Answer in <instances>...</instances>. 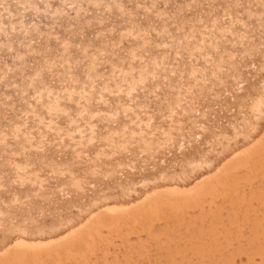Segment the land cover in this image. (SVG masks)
Here are the masks:
<instances>
[{
	"label": "snow or ice",
	"instance_id": "6c2138e0",
	"mask_svg": "<svg viewBox=\"0 0 264 264\" xmlns=\"http://www.w3.org/2000/svg\"><path fill=\"white\" fill-rule=\"evenodd\" d=\"M21 7L33 22L15 36V28L0 30V193L26 183L23 173L57 179L61 166L90 163L99 141L144 119L167 120L241 56L256 46L264 54V0H24ZM87 28L90 40L77 41Z\"/></svg>",
	"mask_w": 264,
	"mask_h": 264
},
{
	"label": "bare ground",
	"instance_id": "6f19581e",
	"mask_svg": "<svg viewBox=\"0 0 264 264\" xmlns=\"http://www.w3.org/2000/svg\"><path fill=\"white\" fill-rule=\"evenodd\" d=\"M85 6L87 7V5H85ZM1 8H3V7H1ZM3 11H5V10H3ZM13 11H15V10H13ZM21 13L24 14L23 12H21ZM29 15H31V14H29ZM29 15L25 16V21H27V24L28 23L30 24V23H32L31 21H33L32 19H29L30 18ZM105 15H109V13H105ZM13 16H14V14H13ZM3 18L0 17V24H2V25H0V27L2 26L0 30H2V28H4V25H3L4 22L2 21ZM20 19H21V17H20ZM86 19H90V18L86 17ZM12 21H14V20H12ZM16 23H17V20H16ZM5 25H7V24H5ZM6 28H8V27H6ZM3 30H5V29H3ZM73 31H75V29H73ZM91 32H92L91 28L83 29L81 32V36L75 37V39L77 41H79V40L89 41L90 40L89 33H91ZM85 46H87V44H85ZM250 54H255V58H260V59H262V57L264 56L261 53L259 48L258 49L255 48ZM251 57H252V55H251ZM253 58H254V56H253ZM246 59H248V58H246ZM241 60H243L242 57H241ZM248 60H246V61L248 62ZM253 60H255V59H253ZM253 60H252V63H253ZM256 62H258L257 59H256ZM250 63H251V59H250ZM251 64L249 66H251ZM262 64L264 65V63H262ZM247 65H248V63H247ZM247 65H245V66L248 67ZM255 65H256V67H254V68L256 70L254 73H251V77H249L248 74H247L248 75L247 76L246 72L243 71V72H245V77L242 76L243 80H245L247 77L246 81H248L250 83V85L242 88V90H240V91L233 92V93H235V98H233V99L230 98L231 100H229L228 102H220V103H218L217 101H216L217 103L213 102V104L209 110L210 112L207 111L206 114H208V112L211 114V112H212V114H211L213 117L212 119H214V118L218 119L219 116H220L219 118H221V116H226L228 113L226 114L225 112L228 111L231 107H233L234 104L238 105V107H239L240 103L247 105V108L249 110V114H250V112L251 113L255 112V110L257 112L258 111L257 108H259V107L261 108V104H263V100H264V66H260L257 64H255ZM252 66H254V63L252 64ZM252 66H251V68H252ZM236 72L238 73V71H236ZM253 74H257L255 79H254V77H252ZM226 80H227V78H226ZM237 80L239 81V79H237ZM229 81H230V79H229ZM230 82L233 83L234 81L233 82L230 81ZM210 84H212V83H210ZM224 84H223V86H224ZM227 84H228V82H227ZM213 85L214 84H212V86ZM215 85H216V83H215ZM234 86H236V85H234ZM230 87H232V86H230ZM201 88H202V85H201ZM202 89H201V91H202ZM225 92L226 91H224L222 94H224ZM204 95H205V93H204ZM225 99H228V98H225ZM225 99H224V101H225ZM208 100H210V99H208ZM193 102L194 101L191 102L192 105H193ZM205 104H207V103H205ZM202 105H203V103H202ZM209 105H211V104H208V106ZM260 108H259V111H264V108H263V110H260ZM192 112H193V109H192ZM223 113H225V115ZM236 113H240V112L238 111ZM258 113H260V112H258ZM179 115L177 114V116H179ZM183 115H185V114H183ZM195 115H197V114H195ZM253 115L254 114H252V116ZM188 116H187V118H188ZM193 116H194V114H193ZM202 116H204V115H202ZM240 116H242V115H240ZM198 117H200V116H198ZM206 117H204V118H206ZM194 118H195V116H194ZM239 118H240V120H238ZM239 118L237 120L241 121L242 120L241 117H239ZM185 119H186V117H185ZM224 119L222 118V122L225 121ZM235 119H236V117H235ZM161 120H162V118H161ZM167 120L164 122H167ZM173 120H175V119H173ZM176 120H177V118H176ZM227 120L225 121V123H227ZM244 120H247V119L246 118L244 119V117H243V120L241 122H243ZM158 121H159L158 124L163 123V120L160 122V119H159ZM158 121H155V122L157 123ZM170 121H172V119ZM180 121H182V119ZM211 121H213V120H211ZM148 122H149V120H148ZM174 122H176V121H174ZM182 122H184V121H182ZM185 122H187V121H185ZM204 122L205 121H203V123ZM206 122H207V119H206ZM206 122H205V125H206ZM216 122H217V120H216ZM219 122L221 124V121H219ZM229 122H231V121H228V123ZM208 123H209V121H208ZM239 123H238V127H239ZM247 123L248 122H245V124H247ZM168 124H169V122H168ZM181 124H179V127L181 126ZM233 124H234V122H233ZM245 124H244V127H242L241 129H243V130L245 129L244 131L246 132L247 128H245V127L247 125H245ZM191 125H192V123H191ZM198 125L199 124H197V126ZM218 125H219V123H218ZM240 125L242 126L243 124L240 123ZM249 125H251L252 128L250 127L251 129H249L246 132V134L244 132H242V133H244L242 137H239L241 135L238 134L240 128L234 126L235 129L238 128V130H236V131H238L236 133V134H238V136L235 134L238 137L237 138L238 140H236L235 136H234L235 139L231 140V138H233L231 136H233L234 132H236V131H233L234 130L233 125L230 128L231 132L233 131V133L231 134V132L228 131L227 136L223 135V134H225V133H223L224 131L222 132L223 134H221L220 132L215 130L216 132H218L217 134L220 133L221 135L225 136L224 138H226V137H228V135H230L228 137L231 140V142L229 141L230 143H232L235 140L236 141L233 142L234 144L231 146H225V149L223 150V152L220 155H218L216 153L218 157L214 156L215 154L213 153L214 155L213 154L212 155H213V157H216V159L214 158L216 161L215 160L209 161L210 158L209 159L206 158V159H208V163H205L207 165V167L202 169V171H201V168L199 170L198 169L199 167L196 166V164L198 162L195 163L194 162L195 160H193V161L191 160V159H194L195 156H197V154H195V153H194L195 154L194 156H189L190 152H187L188 154L187 153L185 154L186 158H181V159L175 158L176 156L174 158L171 157V159H169V160L166 159V158H169V156L158 157L159 159L157 158V160H155V162H151V163L148 162L147 163V162H145V160H147V159H144V157L139 158V157L135 156L136 155L135 154L136 148H135L134 149L135 151L132 150V151H134L135 155H130V157L132 156V159H135V160H133V162L135 161L134 165L137 167V169H135L136 167L133 168V169H135L134 173H131L128 171V173L120 174L121 176L123 175L121 177L124 179L123 181L121 180L120 175L118 173H116L114 176L115 177L117 176L116 180L120 179L122 181V183L126 180L125 187H131V189L133 188V186H137L136 182H135L137 178H139L140 180L145 179V180H143L144 183H142L144 185L143 187H141L139 189V187L137 186L138 188L136 187L129 192L120 183L121 187L126 189V192H129V193H127V194L122 193L121 195H118V196H116L117 194L116 195L114 194L116 197H101L100 198V197H97L99 195V193H97L98 195L95 196V193L93 192V194L88 195V197H90V198L87 197V199H89V201L91 202L90 205L85 206V204L82 203V204H84L85 207L83 206L84 208L81 211H79L78 214H77V212L75 213L77 216H73L72 218H67L64 221H62L61 223L55 222V223L48 224L45 227H40L39 228V230L41 231L40 233L36 232L35 234H33L34 232L33 233L31 232V234H33V235L32 236L29 235V237L22 236L19 234L18 231L13 230L9 234L10 237L7 238V236H6V237L0 238V264H234V260L236 258L237 259L240 258L241 256H243L245 258V264H255V262L253 263L254 258H258L260 262H264V112L262 114H260L259 117L258 116L253 117V120ZM166 126H167V123L163 124V127H166ZM187 126H186V128H187ZM219 126H221V125H219ZM158 127H160V126L158 125ZM168 127H169V125H168ZM184 128H185V125H184ZM202 128H203V126H202ZM209 128H208V131H209ZM227 128H226V130H229ZM248 128H249V126H248ZM143 129L146 130L145 128H143ZM154 129H155V127H154ZM174 129H175V127H174ZM195 129H196V127H195ZM241 129H240V133H241V131H243ZM144 130H142V131L144 132ZM167 130H169V129L167 128ZM180 130L182 132V129H180ZM155 131H156V129H155ZM215 131H214L213 135H215ZM210 132H208V133H210ZM151 133H150V135H151ZM137 134H138V132H137ZM179 135H180V133H179ZM206 135H208L207 132H206ZM210 135H212V134H210ZM219 136L220 135H218L217 138H219ZM143 137L145 138V136H143ZM213 137H215V136H212L211 138H213ZM141 138H142V135H141ZM220 138H219V141L217 140L218 142L223 141V140L220 141ZM114 140H117V139H114ZM184 140H185V138H184ZM214 140H215V138H214ZM122 141H125V140H122ZM161 141L164 142L163 139H161ZM193 141H195V140H193ZM165 142H166V140H165ZM179 142H180V140H179ZM202 142H204V141H202ZM207 142L205 140L206 144H207ZM223 142L226 144L225 141H223ZM229 142H228V145H229ZM154 143H153V145H154ZM215 143L217 145V142H215ZM148 144H150V142ZM197 144H199V143H197ZM209 144H207V145H209ZM120 145H123V142H122V144L120 143ZM167 145H168V143H167ZM218 145H219V143H218ZM155 146L157 147V145H155ZM156 147H155V149H156ZM202 147L200 146L199 148L201 149ZM208 147L210 149V146H208ZM222 148H224V147H221V149ZM155 149H153V150L155 151ZM178 149H180V148H178ZM190 149L191 148H189V150ZM221 149H217V151L212 149V152H214V151L219 152V150L221 151ZM161 150H162V148H161ZM186 150H188V149L186 148ZM193 150L195 151V149H193ZM198 150L199 149H196V152ZM93 152H96V151H93ZM117 152H119V150ZM182 152H184V151H182ZM123 153H122V155H123ZM139 153L140 152L138 151V154ZM125 154H127V153H125ZM128 154H127V156H128ZM192 155H193V153H192ZM156 156H157V154H156ZM99 157H102V156L99 155ZM111 157H112V155H111ZM120 157L122 160H124L121 155H120ZM213 157H211V158H213ZM124 158H127V157H124ZM150 158H152V157H150ZM118 159H120V158H118ZM126 161H127V159H126ZM142 161H144V162H142ZM205 162H206V160H205ZM106 163H103V161H102V163H99L100 166L97 164L98 170H96V172H92L93 174L91 173L89 176L86 174L88 172L83 169L85 172L82 171V173H83V175L87 176L86 179L87 178L89 179V180L88 179L87 180H88V182H90L89 186H90V188L93 189L92 191H94V189L97 187H99V188L96 190H99L102 187L104 189H107V190L110 189L111 190V187H113V184H112L113 181L111 183L112 184L111 187L108 186L110 184L107 185L110 188L104 187L105 183L102 181V179L104 178L103 174L106 173L105 169H107L106 167H104L105 166L104 164H106ZM118 164H120V163H118ZM144 164H145V166H144ZM85 165L86 164H84V166ZM132 165H133V163H132ZM134 165H133V167H134ZM129 166L130 165H128V167ZM162 166H165V168H168L167 170L169 171V174L171 171V170H169L170 167H172V169H176V167H177L178 168L177 170L179 171L178 175H181V177L183 176V178H180V176H179L178 179H176V177H175L176 175H174V173L173 174L171 173V175L175 177V178H173V180L171 182L168 181L167 183H164L163 181H161L159 183V181L163 180V179L164 180L172 179V178L168 177L167 175H166V177L165 176L151 177V173H155L153 171H159L160 172L161 169H164V167L162 168ZM173 166L175 168H173ZM139 167L142 168L140 170H142V171L145 170L146 173L149 172L148 174H150V176L143 175L142 176L143 178H142L140 175L141 173L137 172V171H140ZM196 168L199 171H195ZM64 170H66V169H64ZM81 170H82V168H81ZM116 171H117V168H116ZM164 171H166V170L164 169ZM100 172H102L101 173L102 175L100 174ZM161 172L163 175V170ZM63 173H64V171H63ZM164 173H168V172H164ZM144 174H145V172H144ZM157 174H158V172H157ZM159 174H161V173H159ZM137 175H140L141 178ZM171 175H169V176H171ZM184 175L185 176L188 175V176L184 177ZM63 177H65V176H63ZM108 178H109V176H108ZM31 179H32V177H31ZM120 180H119V182H120ZM82 181H84V180H82ZM109 181H111V180H109ZM115 182H117V184L119 183L118 180ZM72 183H73V180H72ZM65 184H67V183H65ZM142 184H140V185H142ZM72 186H74V183L72 184ZM114 186H116V184ZM121 187H119V188H121ZM75 188H77V187H75ZM102 190H100V193ZM112 190H113V188H112ZM114 190L117 191V193H119L121 191L120 189L116 190L115 187H114ZM128 190H129V188H128ZM73 192H74V190H73ZM106 192H108V191H106ZM110 193H113V192H110ZM71 194L72 193H70V195ZM18 195H19V193H18ZM109 195H111V194H109ZM81 197H82V195H81ZM116 198H122L123 200H118ZM44 200H45V198H44ZM21 202H23V201H21ZM76 202H78V201H76ZM85 202H86V200H85ZM54 204H56V203L55 202H52V203L49 202L48 204H46L45 208L40 209V213H43L46 211L52 212L55 209ZM78 204L79 203H77V206L82 205V204H79V205ZM80 208H82V207H80ZM67 209H69V208H67ZM58 211H59V209H58ZM20 213H22V212H20ZM64 213H67V212H64ZM69 214H70V212H69ZM63 217H64V214H63ZM58 220H59V218H58ZM38 224H40V223H38ZM29 227H30V225H29ZM35 227L36 226H34V228ZM35 231H37V230H35ZM240 263H241V261H240Z\"/></svg>",
	"mask_w": 264,
	"mask_h": 264
},
{
	"label": "rangeland",
	"instance_id": "374dc122",
	"mask_svg": "<svg viewBox=\"0 0 264 264\" xmlns=\"http://www.w3.org/2000/svg\"><path fill=\"white\" fill-rule=\"evenodd\" d=\"M9 2V3H8ZM17 2V3H16ZM24 3V0H0V17L1 18H3L2 19V21L4 22V28H2V30L3 29H5V31H7V30H10L11 28H15V29H17V32H19L22 28H27V25L29 24H27V21H25V16H27V15H29V14H31V15H29L30 17H32V18H35L34 17V13H33V11L31 10V9H26L25 7L23 8V7H21V5ZM10 4V5H9ZM18 4V5H17ZM1 7H3V8H1ZM16 7V8H15ZM15 10V11H13V10ZM3 10H5V11H3ZM18 10V11H17ZM3 11V12H2ZM8 11V12H7ZM17 11V12H16ZM21 12H23L24 14H22ZM6 13V14H5ZM4 14V15H3ZM13 14H14V16H13ZM18 14V15H17ZM8 15V16H7ZM23 15V16H22ZM17 16V17H16ZM6 17V18H5ZM15 17V18H14ZM20 17H21V19H20ZM24 17V18H23ZM8 18V19H7ZM12 18V19H11ZM17 18V19H16ZM24 19V20H23ZM8 20V21H7ZM12 20H14V21H12ZM16 20H17V23H16ZM22 20V21H21ZM8 22V23H7ZM11 22V23H10ZM31 22H33V21H31ZM14 23V24H13ZM26 23V24H25ZM5 24H7V25H5ZM0 25H2V24H0ZM11 25V26H10ZM17 25V26H16ZM20 25V26H19ZM8 27V28H6V27ZM2 27V26H1ZM1 27H0V29H1ZM10 27V28H9ZM20 29V30H19ZM17 32L16 33H12V35L13 36H15L16 34H17ZM26 38V37H25ZM0 42H3V41H0ZM259 47L258 46H256V49H258ZM251 55H252V57H251ZM264 55V54H263ZM253 56H254V58H253ZM241 57H242V59L243 60H241ZM237 61H236V65H237V67H235V69L233 70V71H231V72H228V73H226V74H224L221 78H218V79H216L215 81H213L212 82V84H214L213 86H212V84H207V85H202V88H200L199 89V94H198V98H196L195 100H192V101H194L193 102V105H192V103L190 102V104L188 103V104H185V105H181V108H180V110L178 111V110H174L175 111V113H177L179 116H177V114H175L174 116L173 115H171V114H168V120H167V122H164V121H166V120H164V118L163 117H161L162 118V120H163V123L161 124H158L159 123V121L156 123V122H150V120L149 119H144V122H143V124H141V126L139 127V128H135V127H133V129L131 128L128 132H123V134L121 135V136H117L115 139H117V140H104V141H99L98 142V147H94L92 150H91V155H92V160H91V162L90 163H85L86 165L84 166V164H83V166H80L79 164H77V166L76 167H64V166H62V167H60L59 168V171L60 172H62L63 173V171H64V175H61V176H59L57 179H53L52 177H50V176H47V175H45L43 172H39L38 170L34 173H32L31 171H29L28 173H23V174H21V180L22 181H27L26 183H23L22 185H20V184H18V185H15V186H9L10 188H11V191L9 192V191H5V192H3V193H0V238H2V237H6L7 236V238L8 237H10L9 236V234L14 230H16V231H18L19 232V234L20 235H22V236H27V237H29V235L30 236H32L33 234H35L36 232L37 233H40L41 231L39 230V228L40 227H45L46 225H48V224H51V223H57V222H59V223H61L62 221H64L65 219H67V218H72L73 216H77L75 213L77 212V214L79 213V211H81L85 206H87V205H90V201H89V199H87V197H88V195H90V194H93V192L95 193V196H97L98 194L97 193H99V195L97 196V197H116V196H118V195H121L122 193L124 194H127V193H129L131 190H133L134 188H136L137 186L139 187V189L141 188V187H143L144 185L142 184V183H144L143 182V180H145V179H139V178H137L136 179V185L137 186H133V188L131 189V187H125V182H126V180L122 183V181L124 180L123 178H121L122 176L120 175V174H124V173H128V171L129 172H131V173H134V170L135 169H137V167L134 165V162H133V160H135V159H132V156L130 157V155H135L136 157H139V158H143L144 157V159H147V160H145V162H155V160H157V158L158 157H163V156H165V157H167V156H169V158H166V159H171V157H175V158H179V159H181V158H186V153L187 152H190V154H189V156H194L195 154H197V156H195L194 157V159H191L192 161L193 160H195L194 162L195 163H197L196 164V166H198L199 168V170H200V168H201V171H202V169H204V168H206L207 167V165L205 164V163H208V159H209V161L211 160V161H213V160H215L216 159V157H218L217 156V154L218 155H220L222 152H223V150L225 149V146H231V145H233L234 143L233 142H235L236 140H238L237 138V136H238V134L239 135H241V136H239V137H242L243 136V134L245 133L246 134V132L249 130V129H251L252 127H251V125H249L251 122H252V120H253V117H259V115L260 114H262L264 111H259V108H257V112H256V110H255V112H253V113H251L250 112V114H249V110H248V108H247V105H245V104H242V103H240L239 104V107H238V105H236V104H234L233 105V107H231L228 111H226L225 113L227 114L226 116H221V118H219L218 117V119L217 118H214V119H212L213 117H212V112H211V114L209 113L210 111V108H211V106H212V104H213V102H215V103H220V102H228L229 100H231V99H233V98H235V93H233V92H236V91H240V90H242V88H244V87H246V86H248V85H250V83L248 82V81H246L247 80V77H246V79L245 80H243V77H245V72H246V75L248 74L249 75V77H251V73H254L255 72V68L254 67H256V65L255 64H257V65H260V66H264L262 63H264V56L262 57V59H260V58H255V54H250V55H248L247 57H243V56H241ZM251 57V58H250ZM246 58H248V59H246ZM250 59H251V63H252V60L253 59H255V60H253V63H254V66H252V64L250 63ZM256 59H257V61L258 62H256ZM259 59V60H258ZM246 60H248V62L246 61ZM255 61V62H254ZM247 63H248V65H247ZM247 65L248 67H246L245 65ZM251 64V66H252V68H251V66H249ZM262 64V65H261ZM241 67V68H240ZM245 67V68H244ZM248 68V69H247ZM239 69V70H238ZM245 69V70H244ZM238 71V73L236 72V71ZM240 71V72H239ZM243 71H245V72H243ZM237 73V74H236ZM261 73V72H260ZM247 75V76H248ZM256 75L257 74H253V76L252 77H254V79H255V77H256ZM243 76V77H242ZM236 77V78H235ZM226 78H227V80H226ZM224 81H223V80ZM229 79H230V81H234L233 83H231L230 81H229ZM235 79V80H234ZM237 79H239V81L237 80ZM222 84H221V83ZM227 82H228V84H227ZM215 83H216V85H215ZM225 83V84H224ZM230 83V84H229ZM223 84H224V86H223ZM238 84V85H237ZM241 84V85H240ZM211 85V86H210ZM234 85H236V86H234ZM230 86H232V87H230ZM205 87V88H204ZM209 87V88H208ZM222 87V88H221ZM225 87V88H224ZM215 90H214V89ZM232 88V89H231ZM239 88V89H238ZM201 89H202V91H201ZM210 90V91H209ZM228 90V91H227ZM230 90V91H229ZM212 91V92H211ZM216 91V92H215ZM224 91H226L224 94H222ZM204 93H205V95H204ZM209 93V94H208ZM211 93V94H210ZM219 93V94H218ZM207 94V95H206ZM200 95V96H199ZM220 95V96H219ZM204 96V97H203ZM214 96V97H213ZM228 96V97H227ZM230 96V97H229ZM202 97V98H201ZM209 97V98H208ZM200 98V99H199ZM225 98H228V99H225ZM231 98V99H230ZM202 99V100H201ZM208 99H210V100H208ZM218 99V100H217ZM224 99H225V101H224ZM200 101V102H199ZM207 101V102H206ZM209 101V102H208ZM217 101V102H216ZM199 102V103H198ZM211 102V103H210ZM195 103V104H194ZM197 103V104H196ZM202 103H203V105H202ZM205 103H207V104H205ZM208 104H211V105H209L208 106ZM190 105V106H189ZM198 105V106H197ZM194 106V107H193ZM201 106V107H200ZM263 106V107H262ZM204 107V108H203ZM193 109V112H192V109ZM198 108V109H197ZM208 108V109H207ZM263 108H264V100H263V104H261V108H260V110H263ZM196 109V110H195ZM204 109V110H203ZM238 109V110H237ZM186 110V111H185ZM233 110V111H232ZM207 111H209L208 112V114H206V112ZM231 111V112H230ZM240 112V113H236V112ZM184 112V113H183ZM258 112H260V113H258ZM204 113V114H203ZM225 113H223L224 115H225ZM236 113V114H235ZM243 113V114H242ZM183 114H185V115H183ZM192 114V115H191ZM193 114H194V116H195V118H194V116H193ZM195 114H197V115H195ZM206 114V115H205ZM232 114V115H231ZM234 114V115H233ZM242 115V116H240V115ZM252 114H254L253 116H252ZM189 115V116H188ZM191 115V116H190ZM202 115H204V116H202ZM229 115V116H228ZM236 115V116H235ZM239 115V116H238ZM177 116V117H176ZM187 116H188V118H187ZM198 116H200V117H198ZM207 116V117H206ZM170 117V118H169ZM177 118V120H176V118ZM185 117H186V119H185ZM203 117V118H202ZM204 117H206V118H204ZM210 117V118H209ZM235 117H236V119H235ZM239 117H241V119L243 120V117H244V119L246 118L247 120H244L243 122H241V121H238V120H240V118ZM161 118H160V122L162 121L161 120ZM191 118V119H190ZM222 118L226 121L227 119V123H228V121H231V122H229L228 124L227 123H225V121H223L222 122ZM239 118V119H238ZM172 119V121H170ZM173 119H175V120H173ZM182 119V121H184V122H182V121H180ZM193 119V120H192ZM195 119V120H194ZM206 119H207V122H206ZM221 119V120H220ZM238 119V120H237ZM249 119V120H248ZM148 120H149V122H148ZM202 120V121H201ZM211 120H213V121H211ZM216 120H217V122H216ZM146 121V122H145ZM174 121H176V122H174ZM180 121V122H179ZM185 121H187V122H185ZM189 121V122H188ZM203 121H205L206 122V125H205V122L203 123ZM208 121H209V123H208ZM211 121V122H210ZM215 121V122H214ZM219 121H221V124H220V122ZM238 121V122H237ZM168 122H169V124H168ZM233 122H234V124H233ZM242 123L243 125L241 126L240 125V123ZM245 122H248L247 124H245ZM151 123H155L157 126H154L155 127V129H156V131H155V129H154V127L153 126H151ZM167 123V126L166 127H163V124H166ZM176 123V124H175ZM182 123V124H181ZM186 123V124H185ZM191 123H192V125H191ZM208 123V124H207ZM213 123V124H212ZM217 123V124H216ZM218 123H219V125H221V126H219L218 125ZM238 123H239V127H238ZM179 124H181V126L179 127ZM197 124H199L198 126H197ZM223 124V125H222ZM237 124V125H236ZM244 124L245 125H247L245 128H247V130H246V132L243 130V129H241L242 127H244ZM158 125L161 127H158ZM168 125H169V127H168ZM173 127H172V126ZM184 125H185V128H184ZM188 125V126H187ZM195 125V126H194ZM232 125H233V128H234V126L235 127H238V128H240L241 130H243V131H241V133H240V129H239V132L238 131H236V130H238V128L237 129H235L234 128V130L233 131H236V132H234V135L233 136H231V137H233V138H231V140H233V139H235V137H236V140L235 141H233L232 143H230L231 142V140H230V138H228L230 135H228V137H226V138H224L225 136H227V132L228 131H230L231 132V127H232ZM165 126V125H164ZM186 126H187V128H186ZM191 126V127H190ZM202 126H203V128H202ZM207 126V127H206ZM214 126V127H213ZM223 126V127H222ZM230 126V127H229ZM248 126H249V128H248ZM159 129H158V128ZM174 127H175V129H174ZM179 127V128H178ZM195 127H196V129H195ZM210 127V128H209ZM212 127V128H211ZM225 127V128H224ZM228 127V128H227ZM251 127V128H250ZM143 128H145L146 130H144ZM167 128L169 129V130H167ZM202 128V129H201ZM208 128H209V131H208ZM226 128L227 129H229V130H226ZM232 128V129H233ZM158 129V130H157ZM162 129V130H161ZM180 129H182V132H181V130ZM186 129V130H185ZM219 129V130H218ZM133 130V131H132ZM136 132H135V131ZM142 130H144V132L146 133H144ZM164 130V131H163ZM173 130V131H172ZM178 130V131H177ZM203 130V131H202ZM218 131V132H220L221 134H223V133H225V134H223V135H225V136H223V135H221L220 133L219 134H217L218 132H216V131ZM150 131V132H149ZM169 131V132H168ZM190 131V132H189ZM211 131V132H210ZM214 131H215V135H213V133H214ZM224 131V132H223ZM233 131L231 132V134L233 133ZM137 132H138V134H137ZM152 132V133H151ZM160 132V133H159ZM172 134H171V133ZM178 132V133H177ZM193 132V133H192ZM198 134H197V133ZM206 132H207V134L209 135H206ZM208 132H210V133H208ZM223 132V133H222ZM229 132V133H230ZM238 132V134H236ZM242 132H244V133H242ZM148 133V134H147ZM150 133H151V135H150ZM163 133V134H162ZM179 133H180V135H179ZM188 135H187V134ZM178 134V135H177ZM195 134V135H194ZM210 134H212V135H210ZM237 136H236V135ZM131 135V136H130ZM133 135V136H132ZM141 135H142V138H141ZM148 135V136H147ZM160 135V136H159ZM190 135V136H189ZM218 135H220L219 136V138H220V141L221 140H223V141H225L226 142V144L223 142V141H221V142H218L219 141V138H217V136ZM143 136H145V138L143 137ZM182 136V137H181ZM195 136V137H194ZM205 136V137H204ZM212 136H215V137H213V138H211ZM235 136V137H234ZM139 137V138H138ZM147 137V138H146ZM154 137V138H153ZM173 139H172V138ZM176 137V138H175ZM180 137V138H179ZM185 138V140H184V138ZM187 137V138H186ZM208 137V138H207ZM210 137V138H209ZM123 138V139H122ZM129 138V139H128ZM182 138V139H181ZM205 138V139H204ZM214 138H215V140H214ZM217 138V139H216ZM228 138V139H227ZM142 139V140H141ZM146 139V140H145ZM161 139H163L164 140V142H165V140H166V142L168 143V145H167V143L165 144L163 141H161ZM210 139V140H209ZM212 139V140H211ZM240 139V138H239ZM122 140H125V141H122ZM149 140V141H148ZM153 140V141H152ZM155 140V141H154ZM178 140V141H177ZM179 140H180V142H179ZM191 142H190V141ZM193 140H195V141H193ZM205 140H206V142H207V144H209V145H207L206 143H205ZM217 142V145H218V143H219V145L217 146L216 145V143L214 142ZM218 140V141H217ZM115 141V142H114ZM175 141V142H174ZM182 141V142H181ZM202 141H204V142H202ZM230 141V142H229ZM122 142H123V145H120V143L122 144ZM144 142V143H143ZM146 142V143H145ZM150 142V144H148ZM155 142V143H154ZM228 142H229V145H228ZM127 143V144H126ZM153 143H154V145H153ZM197 143H199V144H197ZM67 144H68V142H66L65 143V149H67ZM115 144V145H114ZM176 144V145H175ZM188 144V145H187ZM190 144V145H189ZM120 145V146H119ZM152 145V146H151ZM155 145H157V147L155 146ZM167 145V146H166ZM170 145V146H169ZM186 145V146H185ZM199 145V146H198ZM132 148H131V147ZM150 146V147H149ZM177 146V147H176ZM185 146V147H184ZM202 147L201 149L199 148V147ZM208 146H210V149H209V147ZM213 146V147H212ZM115 147V148H114ZM120 147V148H119ZM129 147V148H128ZM155 147H156V149H155ZM164 147V148H163ZM171 147V148H170ZM184 147V148H183ZM195 147V148H194ZM208 147V148H207ZM212 147V148H211ZM221 147H224V148H222L221 149ZM126 148V149H125ZM128 148V149H127ZM131 148V149H130ZM136 148V149H135ZM143 148V149H142ZM155 149V151L152 149ZM161 148H162V150H161ZM178 148H180V149H178ZM186 148L188 149V150H186ZM189 148H191L190 150H189ZM221 149V151L219 150V152H216L217 151V149ZM101 149V150H100ZM119 150V152H117L118 150ZM136 151H135V150ZM150 149V150H149ZM160 149V150H159ZM178 149V150H177ZM193 149H195V151L193 150ZM196 149H199L197 152H196ZM212 149L213 150H216V151H214V152H212ZM99 150V151H98ZM117 150V151H116ZM122 150V151H121ZM125 150V151H124ZM132 150H134L135 151V154H134V151H132ZM144 150V151H143ZM164 150V151H163ZM168 150V151H167ZM180 150V151H179ZM202 150V151H201ZM93 151H96V152H93ZM138 151L140 152L139 154H138ZM152 151V152H151ZM159 151V152H158ZM163 151V152H162ZM182 151H184V152H182ZM209 151V152H208ZM121 152V153H120ZM124 152V153H123ZM145 152V153H144ZM155 154H154V153ZM193 153V155H192V153ZM211 152V153H210ZM122 153H123V155H122ZM125 153H129L128 154V156H127V154H125ZM142 153V154H141ZM149 153V154H148ZM152 153V154H151ZM172 153V154H171ZM184 153V154H183ZM195 153V154H194ZM215 155H214V154ZM217 153V154H216ZM115 154V155H114ZM148 154V155H147ZM156 154H157V156H156ZM169 154V155H168ZM188 154V153H187ZM206 156H205V155ZM214 156H216V157H213V155ZM96 155V156H95ZM99 155L100 156H102V157H99ZM111 155H112V157H111ZM118 155V156H117ZM120 155L123 157V159L125 160H122L121 159V157H120ZM125 155V156H124ZM138 155V156H137ZM160 155V156H159ZM178 155V156H177ZM181 157H180V156ZM199 155V156H198ZM201 155V156H200ZM155 156V157H154ZM184 156V157H183ZM208 156V157H207ZM87 157V158H86ZM117 157V158H116ZM124 157H127V158H124ZM150 157H152V158H150ZM198 157V158H197ZM205 157V158H204ZM211 157H213V158H211ZM96 158V159H95ZM118 158H120V159H118ZM200 158V159H199ZM206 158H208V159H206ZM215 158V159H214ZM17 159H22V158H17ZM61 159V157L59 158V156H57V160H60ZM84 159L85 160H87L88 159V156L87 155H85V157H84ZM126 159H127V161H126ZM132 159V160H131ZM137 159V158H136ZM143 159V160H144ZM159 159V158H158ZM201 160V161H200ZM204 160V161H203ZM205 160H206V162H205ZM97 161V162H96ZM102 161H103V163H106V164H104L105 166L104 167H106L107 169H105V172L106 173H104L103 171V179H102V181L105 183L104 184V187H106V188H110L111 186H112V184H113V187H111V190L110 189H104L103 187L101 188V189H99V190H96V189H98L99 187H97V188H95L94 189V191H92L93 189L92 188H90V182H88V180L86 179V177L87 176H85V175H83V173H82V171L83 172H85L84 170H86L88 173H86L88 176L92 173V172H96V170H98L97 168V164L99 165V163H102ZM109 161V162H108ZM131 161V162H130ZM216 161V160H215ZM142 162H144V161H142ZM202 162V163H201ZM113 163V164H112ZM118 163H120V164H118ZM132 163H133V165H134V167H133V165H132ZM92 164V165H91ZM125 164V165H124ZM146 164V163H145ZM145 164H144V166H145ZM203 164V165H202ZM115 165V166H114ZM128 165H130L129 167H128ZM148 165V164H147ZM152 165V164H151ZM195 165V164H194ZM202 165V166H201ZM100 166V165H99ZM108 166V167H107ZM126 166V167H125ZM201 166V167H200ZM204 166V167H203ZM78 167V168H77ZM110 167V168H109ZM136 167V168H135ZM164 167V169L166 170V171H164V169H161V171L163 170V175H162V172L160 171H153V172H155V173H151V177H154V176H165L166 177V175L168 176V177H170V178H172V179H169V180H160L159 181V183L161 182V181H163L164 183H167L168 181L169 182H171L172 180H173V178H175L176 177V179H178V177L180 176V178H183V176L181 177V175H178L179 174V171L177 170L178 168L176 167V169H172V167H170V169L169 170H171L170 171V174H169V171L167 170L168 168H165V166H162V168ZM81 168H82V170H81ZM86 168V169H85ZM92 168V169H91ZM116 168H117V171H116ZM133 168H135V169H133ZM173 168H175L174 166H173ZM64 169H66V170H64ZM75 171H74V170ZM84 169V170H83ZM119 169V170H118ZM140 169H142V168H140L139 167V170ZM197 168H196V170L195 171H199ZM63 170V171H62ZM80 170V171H79ZM94 170V171H93ZM175 170V171H174ZM178 173H177V172ZM39 172V173H38ZM102 172H100V174L102 173ZM137 172H140L141 174V177L143 176V175H148V176H150V174H148V173H146V171L145 170H140V171H137ZM144 172H145V174H144ZM157 172H158V174L159 173H161V174H157ZM164 172H168V173H164ZM66 173V174H65ZM116 173H118L119 175H120V178H121V180L120 179H117L118 180V182H119V180H120V182L117 184V182H115V181H117L116 180V177L114 176ZM171 173L173 174L174 173V175H176L175 177L174 176H172L171 175ZM185 173V172H184ZM29 174V175H28ZM93 174V173H92ZM107 174V175H106ZM117 174V175H118ZM155 174V175H154ZM82 175V176H81ZM102 175V174H101ZM140 175H137V176H139L140 177ZM153 175V176H152ZM169 175H171V176H169ZM186 175V174H185ZM184 175V177H187V176H185ZM41 176V177H40ZM44 176V177H43ZM63 176H65V177H63ZM107 176V177H106ZM108 176H109V178H108ZM31 177H32V179H31ZM82 177V178H81ZM102 177V176H101ZM111 177V178H110ZM140 177V178H141ZM164 177V178H165ZM167 177V178H168ZM35 178V179H34ZM72 178V179H71ZM113 178V179H112ZM143 178V177H142ZM179 178V179H180ZM29 179V180H28ZM72 180H73V183H74V186H72ZM76 180V181H75ZM82 180H84V181H82ZM109 180H111V181H109ZM45 181V182H44ZM110 183H109V182ZM112 181H113V183H112ZM141 181V182H140ZM36 182V183H35ZM76 182V183H75ZM87 182V183H86ZM5 183H7L6 181H5ZM35 183V184H34ZM65 183H67V184H65ZM112 183V184H111ZM116 184V186H114L115 184ZM122 184V186H124L126 189H127V191H129V192H126V189H124L123 187H121V184ZM138 183V184H137ZM108 184H110V185H108ZM140 184H142V185H140ZM34 185V186H33ZM110 186V187H108V186ZM140 185V186H139ZM32 186V187H31ZM57 186V187H56ZM68 188H66V187ZM118 186V187H117ZM31 187V188H30ZM34 187V188H33ZM36 187V188H35ZM75 187H77V188H75ZM114 187L116 188V190H121L119 193H117V191H115L114 190ZM119 187H121V188H119ZM137 187V188H138ZM64 188V189H63ZM80 188V189H79ZM112 188H113V190H112ZM128 188H129V190H128ZM71 189V190H70ZM77 189V190H76ZM103 189V190H102ZM33 190V191H32ZM73 190H74V192H73ZM81 190V191H80ZM100 190H102L101 191V193H100ZM39 191V192H38ZM92 191V192H91ZM96 191V192H95ZM106 191H108V192H106ZM115 191V192H114ZM69 192V193H68ZM110 192H113V193H110ZM18 193H19V195H18ZM70 193H72L71 195H70ZM79 194V195H78ZM85 194V195H84ZM109 194H111V195H109ZM116 196H115V195ZM70 195V196H69ZM81 195H82V197H81ZM108 195V196H107ZM113 195V196H112ZM13 196H15V197H17L18 198V202H14L13 201V199H12V197ZM42 196V197H41ZM60 196V197H59ZM26 197V198H25ZM85 197V198H84ZM44 198H45V200H44ZM88 198H90V197H88ZM77 199V200H76ZM83 201H82V200ZM116 199H118V200H123L122 198H116ZM30 200V201H29ZM85 200H86V202H85ZM21 201H23V202H21ZM76 201H78V202H76ZM80 201V202H79ZM89 203H88V202ZM49 202H55L56 204H54V210L52 211V212H43V213H40V209H43V208H45V206H46V204H48ZM60 202V203H59ZM27 203V204H26ZM38 203V204H37ZM46 203V204H45ZM72 203V204H71ZM77 203H79V204H82V203H84L85 204V206H84V204H82V205H80V206H77ZM87 203V204H86ZM21 204V205H20ZM24 204V205H23ZM78 204V205H79ZM30 205V206H29ZM34 205V206H33ZM39 205V206H38ZM64 206V207H63ZM84 206V207H83ZM80 207H82V208H79ZM39 208V209H38ZM67 208H69V209H67ZM32 209V210H31ZM58 209H59V211H58ZM64 209V210H63ZM61 210V211H60ZM63 210V211H62ZM20 212H22V213H20ZM63 212V213H62ZM64 212H67V213H64ZM69 212H70V214H69ZM56 213V214H55ZM63 214H64V217H63ZM61 215V216H60ZM66 215V216H65ZM39 216V217H38ZM45 216V217H44ZM47 216V217H46ZM49 216V217H48ZM56 217V218H55ZM50 218V219H49ZM58 218H59V220H58ZM34 219V220H33ZM36 219V220H35ZM53 219V220H52ZM62 219V220H61ZM52 220V221H51ZM57 220V221H56ZM38 223H40V224H38ZM44 226H43V225ZM29 225H30V227H29ZM27 226V227H26ZM34 226H36L35 228H34ZM34 228V229H33ZM38 228V229H37ZM18 229V230H17ZM33 230V231H32ZM35 230H37V231H35ZM29 231V232H28ZM31 232L33 233V234H31ZM240 261H241V263H240ZM255 262V264H264V262H260L259 261V259L258 258H254L253 259V263ZM234 264H245V258L243 257V256H241L240 258H236L235 260H234Z\"/></svg>",
	"mask_w": 264,
	"mask_h": 264
}]
</instances>
